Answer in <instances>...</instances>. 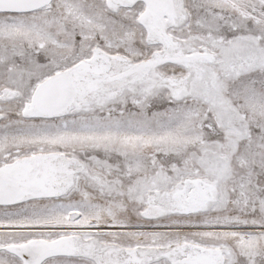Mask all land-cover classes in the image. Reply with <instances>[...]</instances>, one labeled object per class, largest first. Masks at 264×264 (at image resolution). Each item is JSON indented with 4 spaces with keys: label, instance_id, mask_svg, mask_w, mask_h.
Wrapping results in <instances>:
<instances>
[{
    "label": "snow or ice",
    "instance_id": "1",
    "mask_svg": "<svg viewBox=\"0 0 264 264\" xmlns=\"http://www.w3.org/2000/svg\"><path fill=\"white\" fill-rule=\"evenodd\" d=\"M0 264H264V0H0Z\"/></svg>",
    "mask_w": 264,
    "mask_h": 264
}]
</instances>
